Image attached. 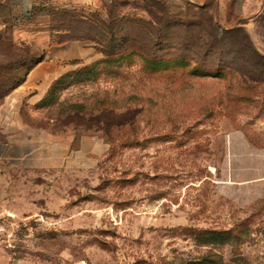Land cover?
<instances>
[{"label": "rangeland", "instance_id": "rangeland-1", "mask_svg": "<svg viewBox=\"0 0 264 264\" xmlns=\"http://www.w3.org/2000/svg\"><path fill=\"white\" fill-rule=\"evenodd\" d=\"M157 1L240 30L234 48L206 68L125 54ZM252 4L239 26L214 2L38 0L23 15L0 0V264H264V0ZM82 17L113 38L65 42ZM52 62L53 79L28 82ZM102 110L125 124L90 123Z\"/></svg>", "mask_w": 264, "mask_h": 264}, {"label": "trees", "instance_id": "trees-1", "mask_svg": "<svg viewBox=\"0 0 264 264\" xmlns=\"http://www.w3.org/2000/svg\"><path fill=\"white\" fill-rule=\"evenodd\" d=\"M152 8L157 12L154 13L146 10L150 22H147L143 27H135L130 33L126 32L122 35L124 45L126 46L124 50L125 54L141 53L155 62L168 59L178 62L193 61L201 68H206L208 67L206 59L209 56L216 54V56L221 57L224 55V51L234 48L231 46V43L237 37L240 30L223 29L217 23L216 18L214 19L213 16L208 17L204 14L202 11L204 9L195 8L197 10L189 16L190 20L186 22L183 18H180L183 16H171V13L168 12L161 1L154 2ZM130 27L132 28V26ZM66 29L65 32L69 34H66L68 40H65V42L70 40L86 41L90 39L95 44L105 46L107 40L113 38L108 37L113 35L111 26L105 21H99V19L98 21H94L87 17H82L75 28H72L70 25ZM132 43L133 45L128 47ZM164 44L170 45L165 50V53H163L164 51L161 48H158ZM143 46L150 49L149 52L152 51V55L148 54ZM106 56L110 57L107 54ZM260 67V63H256L253 69V71H256L255 75H258ZM239 72L243 71L239 70ZM111 115H113L111 111L102 110L99 111L98 115L92 116L89 122L93 125L103 124L105 127L122 126L125 124V122H119L118 124L111 123ZM73 117L78 118L79 115L76 114ZM205 261L191 264H218L215 261Z\"/></svg>", "mask_w": 264, "mask_h": 264}, {"label": "crops", "instance_id": "crops-1", "mask_svg": "<svg viewBox=\"0 0 264 264\" xmlns=\"http://www.w3.org/2000/svg\"><path fill=\"white\" fill-rule=\"evenodd\" d=\"M13 7H15L17 10H19L23 15H28L31 10L34 8V6L37 4L38 0H9ZM94 1V0H91ZM191 3L197 4L199 6H205L209 4L210 2H214V4L219 5V7H216L217 10L224 12V13H219L220 15V22L223 25H228L229 24V19H228V11L231 9L234 11V16H235V21L239 22V26H246L247 24L244 23L247 20H251L252 18V11L254 7L252 4V0H187ZM241 20L243 23H240ZM79 51V57L78 58H83V57H89L91 55V50H86L81 48L78 50ZM52 70L49 73H41L40 78L37 79V76L39 75L38 70H35L31 73V75L28 78V82H30L31 77H35L36 80H40L42 82H47L48 78L53 79V71H54V63L52 62ZM45 78V79H44ZM39 81V82H40Z\"/></svg>", "mask_w": 264, "mask_h": 264}]
</instances>
